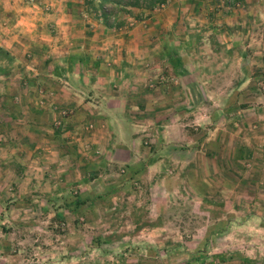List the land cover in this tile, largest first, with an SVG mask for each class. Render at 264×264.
Listing matches in <instances>:
<instances>
[{
	"label": "rangeland",
	"instance_id": "374dc122",
	"mask_svg": "<svg viewBox=\"0 0 264 264\" xmlns=\"http://www.w3.org/2000/svg\"><path fill=\"white\" fill-rule=\"evenodd\" d=\"M84 1L68 2L98 40L127 39L137 28L134 37L169 50L148 79L151 90L161 88L157 65L179 67L178 97L188 102L172 108L183 121L172 111L142 114V146L159 147L168 131L171 154L146 149L133 157L136 170L115 165L79 137L81 123L66 120L69 99L58 109L37 104L60 90L48 82L43 98L42 84H32L40 75L26 72L32 59L0 47V264H264V0H167L121 14L117 29ZM144 61L130 65L143 70ZM192 149L211 151L214 173L200 161L190 170ZM207 173L210 186L202 184Z\"/></svg>",
	"mask_w": 264,
	"mask_h": 264
},
{
	"label": "crops",
	"instance_id": "0c3cea01",
	"mask_svg": "<svg viewBox=\"0 0 264 264\" xmlns=\"http://www.w3.org/2000/svg\"><path fill=\"white\" fill-rule=\"evenodd\" d=\"M6 1L0 0V47L16 58L27 56L32 59L27 62L26 72L31 70L35 76L40 75L32 84L37 88L42 84L41 92L45 90L46 93L43 98L50 93L47 87L50 86L49 83L55 86L56 91L61 92L51 93V97L40 100L37 104L51 101L53 108L58 109V104L63 103L61 98L69 99L66 104L69 105L70 112H66V120L81 123L86 134L81 133L79 137L90 139L91 146L88 148L106 153L108 160L115 165L127 164L129 168L136 170L138 164L134 165L133 157L137 153L146 154V149L149 155L153 151L158 154H171L169 150L172 148L168 147V143L174 137L169 135L168 131H162V145L157 148H145L140 142L142 135L135 129V122H139L142 114L143 117L145 114L152 113V116L160 112L167 115L172 111V115L178 117L172 118L174 121H183L181 109L172 108L182 100L188 102L185 97H178V94L185 90L178 66H170V63L165 66L161 63L157 65L162 70V86L151 90V79L158 72L154 69L157 64L154 60L168 58L169 55L166 52L169 50L163 49V43L167 42V39L161 40L163 47L158 51L154 49L155 40L146 39V36L142 39L134 37L137 28L131 29L127 39L118 38V34L103 33L98 40L79 13L74 14V4L68 2L69 0H43L34 4ZM119 42L123 46L121 53L119 50L116 52L117 49L115 51ZM141 44L144 46L142 49ZM136 58L145 59L144 62L148 65L145 64L143 70L135 65L131 66L130 63ZM140 72H144L143 79H138ZM164 72L170 75L171 79ZM47 76L50 79H46ZM149 77L151 79H148ZM173 79L174 82L170 83ZM138 90H143L144 94L138 92L137 95ZM134 100L141 102L140 105L137 103L134 106ZM159 105L165 106V109H161L162 106L157 107ZM51 113H54L52 109ZM50 116L49 120L52 118ZM168 120L164 117L163 125ZM159 127L162 128V124ZM182 136L184 134H179L178 137ZM106 137L111 139V144L107 142L105 148L103 140ZM72 144L76 147L75 142ZM189 151H195L190 170L196 171L198 166L201 168L200 161L205 167L209 163L214 173V161L207 160V154L212 155L211 151H205L203 156L206 157L198 156L195 149ZM150 162L146 164V169L150 168L148 165H151L153 160ZM168 162L166 159L161 160L160 167L162 164L166 167ZM210 176L211 173H207V178L202 184L210 186ZM243 262L241 259V263Z\"/></svg>",
	"mask_w": 264,
	"mask_h": 264
},
{
	"label": "trees",
	"instance_id": "16d2710c",
	"mask_svg": "<svg viewBox=\"0 0 264 264\" xmlns=\"http://www.w3.org/2000/svg\"><path fill=\"white\" fill-rule=\"evenodd\" d=\"M97 2V4H95ZM167 0H85V5L92 8L95 17L106 28H120L119 16L131 14L132 9L152 10L163 6Z\"/></svg>",
	"mask_w": 264,
	"mask_h": 264
}]
</instances>
